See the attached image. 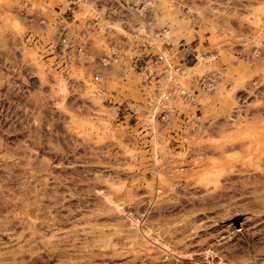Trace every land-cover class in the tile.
Returning <instances> with one entry per match:
<instances>
[{"label":"rangeland","instance_id":"1","mask_svg":"<svg viewBox=\"0 0 264 264\" xmlns=\"http://www.w3.org/2000/svg\"><path fill=\"white\" fill-rule=\"evenodd\" d=\"M67 4L0 0V264H264V0H156L152 50L218 76L169 130L118 109L141 51L99 62L117 24L56 43Z\"/></svg>","mask_w":264,"mask_h":264},{"label":"built area","instance_id":"2","mask_svg":"<svg viewBox=\"0 0 264 264\" xmlns=\"http://www.w3.org/2000/svg\"><path fill=\"white\" fill-rule=\"evenodd\" d=\"M76 9L83 4L88 12L85 20H70L74 25H68L67 20L56 24V43L68 44L80 53L88 55V49L93 44L96 35L106 36L114 24L125 34H118L117 40L108 39V53L98 56L102 65L110 66L119 61V56L130 49L131 40L135 49L140 50L137 58V71L140 81L137 88L140 94L137 103L141 110L150 114L162 129L169 130L173 124H183L188 121L183 107H193L200 96L210 94L217 85L218 76L215 73H204L193 76L188 81L186 74L191 69L184 60L172 61L160 50L153 51V45L165 44L172 37L170 28L156 25V0H70ZM59 19V18H58ZM102 23H107L106 26ZM186 49L191 44L179 42ZM196 59H206L204 52H197ZM183 77V78H181ZM95 81H100V74L94 75ZM132 99L127 100L124 113L129 117L139 119V111L130 106ZM124 114V115H125ZM122 121H124L125 116ZM137 122V121H136ZM131 124V123H130ZM161 192V189H157Z\"/></svg>","mask_w":264,"mask_h":264},{"label":"crops","instance_id":"3","mask_svg":"<svg viewBox=\"0 0 264 264\" xmlns=\"http://www.w3.org/2000/svg\"><path fill=\"white\" fill-rule=\"evenodd\" d=\"M63 6V5H62ZM195 7V6H194ZM62 8V7H61ZM61 8H60V10H61ZM196 10V9H195ZM64 13H65V17L66 18H68V19H70V20H73V21H75V20H79L78 19V17H80V16H82V13L80 12V9H76V5L75 4H73L72 5V3L70 2V0H68V4H67V6L65 7V9H64ZM194 14H195V16L197 17V13L194 11ZM196 32V31H195ZM197 33V32H196ZM198 34V33H197ZM181 42H182V40H180ZM179 40L176 42V43H170L171 45H172V47H169V49L170 48H175V50L177 51V52H182L183 54H184V52L185 51H187L186 50V48L183 46V45H181V46H178V43L180 42ZM196 41V40H195ZM183 42H185V41H183ZM197 42V41H196ZM199 42V41H198ZM201 42V41H200ZM199 42V43H200ZM169 46V45H168ZM183 57H185V56H180L179 57V59L178 60H180V59H184ZM199 99H201V96L199 97ZM198 99V103L195 105V106H193V107H189V109H188V107L187 108H183V109H186V110H183V111H185V113L187 114V113H191V112H193V113H196L199 109H200V106H201V102H200V100ZM133 100V99H132ZM122 102H120L119 104H118V109H120V107H121V109L123 108L124 109V106L127 104V101L126 102H124L122 105ZM130 106H134L137 110H139L140 109V105L137 103V100H133V102H130V104H129Z\"/></svg>","mask_w":264,"mask_h":264}]
</instances>
